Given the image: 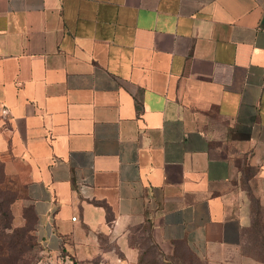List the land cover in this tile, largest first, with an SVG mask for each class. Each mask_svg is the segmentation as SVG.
<instances>
[{
    "label": "crops",
    "instance_id": "0c3cea01",
    "mask_svg": "<svg viewBox=\"0 0 264 264\" xmlns=\"http://www.w3.org/2000/svg\"><path fill=\"white\" fill-rule=\"evenodd\" d=\"M263 17L264 0H0L13 225L29 208L53 256L138 264L149 224L166 254L259 264L244 247L264 221Z\"/></svg>",
    "mask_w": 264,
    "mask_h": 264
},
{
    "label": "rangeland",
    "instance_id": "374dc122",
    "mask_svg": "<svg viewBox=\"0 0 264 264\" xmlns=\"http://www.w3.org/2000/svg\"><path fill=\"white\" fill-rule=\"evenodd\" d=\"M21 192L20 187L13 182L0 183V216L3 214L1 212H6L9 214L10 201L14 195ZM25 224V223H24ZM23 224V225H24ZM11 227H16L11 222ZM22 227V226H18ZM0 232V246L4 247L7 245L8 241H13L15 243L13 232L2 229ZM24 237L26 239V248L22 254H18L15 250H10L7 253L0 252V264H110L109 261L103 259L100 256H96L90 260H80L71 254L59 251L57 255H52L47 249L43 248L32 236L31 231H23ZM105 240V239H104ZM138 241L142 242V245L147 248V254L145 259H156L159 258L157 255V250L148 241L147 237L140 234L137 238ZM105 242V243H104ZM105 247L109 248L111 245L107 241H103ZM244 252L255 256L258 259L264 261V229L260 227L258 233L255 237L247 238V244L244 247ZM166 254V253H165ZM168 255L172 256V261L169 264H203V261L193 259L190 253L185 247L181 245H175L173 251ZM20 257V260H18Z\"/></svg>",
    "mask_w": 264,
    "mask_h": 264
},
{
    "label": "trees",
    "instance_id": "16d2710c",
    "mask_svg": "<svg viewBox=\"0 0 264 264\" xmlns=\"http://www.w3.org/2000/svg\"><path fill=\"white\" fill-rule=\"evenodd\" d=\"M2 182H7V183H11V184L13 183V181H11V179H9L8 177H6L4 175V173L2 172L1 166H0V183H2ZM20 197L21 196L19 195L18 190H17V194L14 195V197L11 199L10 205L14 200H16L17 198H20ZM9 210H10L9 214L6 212H1V214H3V215H2V217L0 216V232H3L2 229L12 231L13 237H14L13 239L15 240L14 241L15 243L13 244V241H8L7 245H5L4 247L0 246V252L7 253L8 251L13 249L18 254H22L26 248V239L24 237L23 231H26V230L31 231L32 236L35 238L34 226H33V221H32V214H31L29 208H26L24 210V216L26 219L25 224L22 227H17V226L11 227L12 226L11 225L12 213H11V209H9ZM254 219L255 220L253 221V225L251 226V228L249 229V232L247 234L245 244H247V238L256 236V234L258 233V229L260 227H262L264 229V221L262 220V217L260 216L259 211L256 213ZM150 230H151V226L149 224H144L143 226L136 227L133 230V235L131 236V245L137 247L140 251L139 258H138V264H169V263H171L172 256L165 254L161 250V248L154 242V240L151 237ZM140 234L146 236L148 241H150V243L152 245H154V247L157 250V255L159 256V258L156 257V259H145V255L147 254V248L142 245L141 241L137 240V238L140 237ZM101 247H103L104 249H107V247L104 246L102 241H101ZM109 248H115V250L117 251V247L115 245H111ZM186 250L190 253V255L193 257V259H196L197 261L201 260V259L197 258L195 255H193L187 248H186ZM118 254L121 256L120 252H118ZM98 256H100V255H98ZM256 259L259 262V264H264L263 260L258 259V258H256ZM18 260H20V257H18ZM203 264H205L204 261H203Z\"/></svg>",
    "mask_w": 264,
    "mask_h": 264
},
{
    "label": "built area",
    "instance_id": "2783aa9c",
    "mask_svg": "<svg viewBox=\"0 0 264 264\" xmlns=\"http://www.w3.org/2000/svg\"><path fill=\"white\" fill-rule=\"evenodd\" d=\"M72 219L74 220V219H75V217H72Z\"/></svg>",
    "mask_w": 264,
    "mask_h": 264
},
{
    "label": "water",
    "instance_id": "95a60500",
    "mask_svg": "<svg viewBox=\"0 0 264 264\" xmlns=\"http://www.w3.org/2000/svg\"><path fill=\"white\" fill-rule=\"evenodd\" d=\"M263 23H264V17H263Z\"/></svg>",
    "mask_w": 264,
    "mask_h": 264
}]
</instances>
